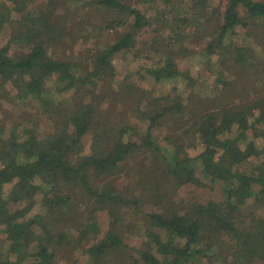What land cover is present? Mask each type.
<instances>
[{
  "label": "trees",
  "instance_id": "trees-1",
  "mask_svg": "<svg viewBox=\"0 0 264 264\" xmlns=\"http://www.w3.org/2000/svg\"><path fill=\"white\" fill-rule=\"evenodd\" d=\"M98 2L114 13H121L108 20L104 27L122 30L114 40L96 44L90 50L92 53L81 60L83 64L76 59L51 57L43 31L27 25L21 35L27 47L23 53L11 54L9 45L0 48V88L6 83L14 85L13 98L36 104L40 114L54 121L51 131L42 135L36 127L15 126L7 138H0V228L8 234L10 248L19 250L14 259L5 255L0 264H53L54 250L48 240L45 242L39 237L37 226L45 213L53 218L63 215L75 194L74 189L86 193L96 207L114 209L129 201L135 202L132 197L121 196L123 192H118L110 179L114 180L111 174H116L120 165L139 148L162 154L165 178L173 180L177 187L200 184L197 168L211 182L222 185L224 204L215 203L214 207L195 204L189 212H176L169 217L148 215L152 225L167 231L165 241L155 234L152 238L166 258L173 256L171 263L201 253L197 244L205 229L238 240L247 255L260 258L264 264V220L254 216H247L246 221L243 216L238 218L239 208L249 198H253L255 206H264V95L245 97L242 103H229L233 82L226 80L225 74L229 71L224 69H220L217 79L222 84L220 93L199 106L195 105L194 97L189 98L193 103L190 106L181 101L179 94L173 98L169 93L156 96L129 82L125 98L130 96L133 100L129 101L128 118L135 119L136 115L147 122L143 135L139 136L135 124L119 123L117 114H107L106 104L123 99L115 84L114 56L126 51L136 53L137 39L150 21L143 12L119 0ZM222 5L220 21L208 35L210 41L203 52L208 56H223L222 63L229 62L227 69L231 70L229 59L237 63L235 67L246 66L251 60L248 45L233 40L238 35L258 38L264 32V1L224 0ZM0 7L5 8V4L1 3ZM41 20V28L51 27L44 17ZM5 21L0 15V26ZM184 22L187 23L186 17L179 20L182 25ZM161 40L162 44L155 46L156 53L162 54L159 63L145 67L140 76L151 77L160 84L181 76L192 85L193 78L183 76L176 67L175 58L183 50L181 43L172 49L167 46L171 37ZM154 43L157 44L153 40L150 45ZM143 101L145 107H142ZM185 112L191 118L186 121L187 128L178 142L170 141L174 149L167 160V150L160 147L153 129L162 120L180 117ZM87 134L91 144L85 153L83 138ZM125 135L130 138L124 139ZM189 135L193 138L187 147H200L193 156L181 145L183 136ZM257 139L263 143L258 145ZM94 175L96 178L91 181ZM6 185L11 186L8 192H5ZM36 196L41 197L43 207L31 213L37 205ZM206 217L214 220V226L207 224ZM35 240V249L28 253V246ZM121 245L118 235L108 233L88 252L98 259ZM140 257L147 264H161L146 251L140 252Z\"/></svg>",
  "mask_w": 264,
  "mask_h": 264
},
{
  "label": "rangeland",
  "instance_id": "rangeland-1",
  "mask_svg": "<svg viewBox=\"0 0 264 264\" xmlns=\"http://www.w3.org/2000/svg\"><path fill=\"white\" fill-rule=\"evenodd\" d=\"M143 12L150 21L148 28H144L139 35L138 51L136 53L120 52L113 58L117 92L122 100L110 102L107 114L113 112L119 123L122 121L135 124L139 136L143 135L147 122L135 119L129 120V101L126 96V86L135 83L153 95L169 93L172 98L180 95L184 104L193 105L190 97H194L195 105L207 102L209 97L220 93L222 84L217 82L220 69L229 71L225 74L227 81H232V92L229 103H242L245 97L257 98L264 95V32L258 38L238 35L233 41L244 42L251 49V60L248 65L232 62V69H227L229 62L222 63L223 56H208L203 48L210 41L208 35L215 30L222 14L224 0H119ZM197 1V5H194ZM264 1V0H259ZM0 15L6 21L0 26V48L9 45L11 54L24 52L26 40L21 38L24 26L42 30L51 57L67 61H81L90 55L96 44L112 41L118 37L122 28L110 30L105 26L108 20L121 14L114 13L101 6L98 0H0ZM200 15L199 18H197ZM41 17L50 24L49 29L41 28ZM186 17L187 23H179ZM179 19L178 21L176 19ZM171 23L169 25L168 23ZM213 27V28H212ZM106 28V29H105ZM171 37L168 48H178L182 51L175 58L176 67L183 76L193 78L192 85H188L183 77L171 79L164 83H156L154 79L143 78L140 72L148 66L159 63L162 54L156 53L155 46L162 44L161 39ZM162 37V38H159ZM157 44L150 45L152 41ZM47 43V44H48ZM148 43V45H146ZM249 56V55H248ZM211 58V59H210ZM208 60H211L210 64ZM83 64V61H81ZM195 80V81H194ZM16 88L6 83L0 88V138L5 139L13 127H36L42 135L51 131L53 119L40 114L34 103L18 100L15 97ZM148 99V96H145ZM146 101V100H144ZM142 107H145V102ZM147 102V101H146ZM106 114V113H105ZM103 116H105L103 114ZM179 118L180 121L177 120ZM191 114L185 112L180 117H168L155 127L153 135L160 147L167 150L165 157L171 158L173 146L171 140H179L181 133L187 128V120ZM121 122V123H122ZM130 138L129 135L123 136ZM135 137V136H133ZM252 138L251 135H249ZM167 138V139H166ZM193 136H183L181 145L187 147ZM258 145L262 140H256ZM91 144L90 134L83 138L84 152L87 153ZM200 147L186 148L188 155H196ZM116 170V169H114ZM164 159L160 153L142 150L134 151L111 174L110 179L121 196L132 197L136 201H129L125 205L111 207H96L93 201L79 188L74 189L72 201L63 215L53 218L45 213L41 224L37 226V234L45 242L48 240L54 250L53 264H147L140 257V252L146 251L154 255L161 264H262L258 257L247 255L238 240L215 230H205L197 244L201 253H194L188 260L171 263L173 256L166 258L159 250L152 238V234L161 241L167 240V231L154 226L150 222L149 214H162L169 217L172 213H183L191 210L195 204L202 206L215 203H225V196L220 182H211L202 175L197 168L200 184H184L177 187L173 180L165 178ZM95 175L90 178L95 180ZM10 185L5 186L8 192ZM37 205L31 213L43 207L40 196H36ZM253 198H249L239 208L238 218L246 221L247 216L264 220V206H255ZM41 211V210H40ZM43 212V211H42ZM225 212V211H223ZM207 224L214 226L211 217L205 218ZM92 220V222H91ZM211 221V222H209ZM108 233L118 235L122 245L110 250L94 259L88 249L104 240ZM181 242V240L179 241ZM37 240L30 243L27 250L32 252ZM11 240L5 230L0 228V259L8 255L14 259L19 250L10 248ZM16 247V246H14ZM191 251V250H190Z\"/></svg>",
  "mask_w": 264,
  "mask_h": 264
}]
</instances>
